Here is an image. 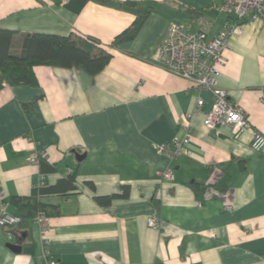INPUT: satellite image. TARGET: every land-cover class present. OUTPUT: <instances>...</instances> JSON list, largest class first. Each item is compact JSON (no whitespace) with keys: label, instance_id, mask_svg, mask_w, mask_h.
<instances>
[{"label":"crops","instance_id":"1","mask_svg":"<svg viewBox=\"0 0 264 264\" xmlns=\"http://www.w3.org/2000/svg\"><path fill=\"white\" fill-rule=\"evenodd\" d=\"M111 1L89 0L76 13L67 0H0V28L17 32L16 45L26 33L72 34L95 38L113 54L95 75L37 65L36 84L0 86L6 208L18 214L13 199L32 195L44 174L49 190L41 200L58 210L47 234L33 219L0 224V264H264V149L251 146L252 129L237 140L229 127L204 125L208 91L187 129L182 122L195 111L198 92L154 61L172 23L195 29L205 16L208 35L216 34L228 20L219 9L224 0ZM146 11L136 36L114 45ZM229 44L218 85L264 133V24L248 21ZM186 132V152L174 160L158 152V143ZM166 167L173 181L158 176ZM125 186L127 196L96 198ZM11 242L22 250L10 249Z\"/></svg>","mask_w":264,"mask_h":264},{"label":"built area","instance_id":"2","mask_svg":"<svg viewBox=\"0 0 264 264\" xmlns=\"http://www.w3.org/2000/svg\"><path fill=\"white\" fill-rule=\"evenodd\" d=\"M219 9L227 12L228 20L224 26L214 35H208L211 23L205 16L196 19L197 28L191 24L172 23L164 41L155 48L154 61L167 71L191 81L192 87L198 92L196 108L189 112L183 120V125L188 129L195 113L204 106L203 91L212 95V104L208 109L204 125L209 129L229 127L232 136L240 139L248 130L252 129L251 146L256 151L264 149V133L253 128L248 112L242 105L232 101L228 91L218 85V76L221 67L225 64V51L229 47L230 37L234 34H242L248 21L260 20L264 24V0H224ZM188 132V131H187ZM182 138H174L160 142L156 145L158 152L165 154L174 160L179 154L187 151L190 142L188 133ZM29 161L39 163V156L32 155ZM73 169H69V173ZM160 178L170 181L175 179L172 168L166 167L158 170ZM45 181V175H41L37 186ZM225 210H231V205H226ZM21 218L11 213L6 208L4 191L0 192V224L3 227L17 225ZM35 224L41 227L43 233L51 231L52 218L44 211H39L33 218ZM149 226L158 228L159 224L155 217L148 219ZM49 264H57L52 260Z\"/></svg>","mask_w":264,"mask_h":264},{"label":"trees","instance_id":"3","mask_svg":"<svg viewBox=\"0 0 264 264\" xmlns=\"http://www.w3.org/2000/svg\"><path fill=\"white\" fill-rule=\"evenodd\" d=\"M89 0H67L66 6L78 13ZM102 4H111V0H96ZM149 11L138 16L131 26L118 34L114 45L136 36L144 24ZM18 37L16 31L0 28V86L8 84H36L34 67L37 65H51L66 68H80L89 74L95 75L107 66L113 54L101 46L95 38L88 36L61 35L55 33H26L19 39V45L15 44ZM28 104H26V107ZM74 170L69 173L70 179L74 176ZM121 194L113 193L101 195L96 198L109 203L113 198L127 196L129 188L124 187ZM46 181L41 186H35L32 195L18 196L13 199L17 205H21L18 215L21 221L17 225H28L39 211L48 215L58 213L53 205L42 202L41 195L47 192ZM11 227V226H9Z\"/></svg>","mask_w":264,"mask_h":264},{"label":"water","instance_id":"4","mask_svg":"<svg viewBox=\"0 0 264 264\" xmlns=\"http://www.w3.org/2000/svg\"><path fill=\"white\" fill-rule=\"evenodd\" d=\"M85 155H79V158H83ZM7 246L13 251L20 252L22 250V245L17 242L8 243Z\"/></svg>","mask_w":264,"mask_h":264}]
</instances>
